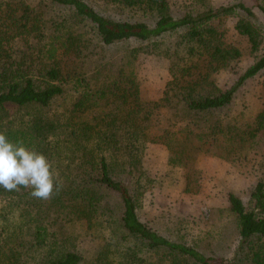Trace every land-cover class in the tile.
Wrapping results in <instances>:
<instances>
[{"label":"trees","instance_id":"trees-1","mask_svg":"<svg viewBox=\"0 0 264 264\" xmlns=\"http://www.w3.org/2000/svg\"><path fill=\"white\" fill-rule=\"evenodd\" d=\"M251 1L0 0V131L47 155L63 182L49 200L0 188V264H264V80L256 113H232L240 88L264 71V0ZM229 16L256 59L218 92L216 73L236 72L243 56L214 26ZM146 49L171 59L156 100L133 66ZM152 144L165 146L185 192L202 189L205 155L254 175L248 202L228 193L234 255L140 218Z\"/></svg>","mask_w":264,"mask_h":264},{"label":"rangeland","instance_id":"rangeland-1","mask_svg":"<svg viewBox=\"0 0 264 264\" xmlns=\"http://www.w3.org/2000/svg\"><path fill=\"white\" fill-rule=\"evenodd\" d=\"M175 9L186 5L194 7L203 0H172ZM214 7L226 6L243 1L253 6L251 0H206ZM97 5L100 3L95 2ZM254 8V7H253ZM257 12V8H254ZM237 17L229 16L214 21V26L235 40L243 56L236 72L220 69L216 73L217 91L231 86L241 73L256 59L245 36L235 30ZM264 22V21H263ZM264 27V25H263ZM159 47V46H158ZM162 48L164 46H161ZM262 47H264V42ZM264 50V48H263ZM117 46L108 53H118ZM162 52V51H160ZM171 59L154 50H144L133 60V66L141 82L143 96L156 100L169 78ZM264 71L250 79L240 88L232 113L245 117L254 115L262 105V82ZM146 167L153 181L142 196L139 205L140 218L162 234L190 244L200 245L208 254L231 257L239 241L233 216L227 211L228 193L235 192L248 202L254 185V175L224 160L209 155L202 156L198 166L202 169V189L197 193L185 192L181 175L169 171L167 149L162 144H152L146 154ZM0 200V208L2 206Z\"/></svg>","mask_w":264,"mask_h":264},{"label":"clouds","instance_id":"clouds-1","mask_svg":"<svg viewBox=\"0 0 264 264\" xmlns=\"http://www.w3.org/2000/svg\"><path fill=\"white\" fill-rule=\"evenodd\" d=\"M63 182L53 162L23 140H11L0 131V188L6 191L31 189L36 199L49 200L62 190Z\"/></svg>","mask_w":264,"mask_h":264}]
</instances>
